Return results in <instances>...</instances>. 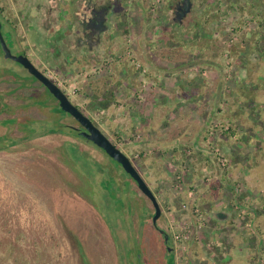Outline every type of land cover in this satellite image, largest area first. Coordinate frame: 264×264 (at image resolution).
<instances>
[{
  "label": "rangeland",
  "instance_id": "obj_1",
  "mask_svg": "<svg viewBox=\"0 0 264 264\" xmlns=\"http://www.w3.org/2000/svg\"><path fill=\"white\" fill-rule=\"evenodd\" d=\"M181 1L123 0L105 34L113 48L103 42L94 57L87 41H79L78 17L66 3L63 32L45 35L26 22L27 0H0L1 31L11 53L24 51L129 157L162 211L154 224L152 202L129 174L95 143L72 137L66 125L31 138L19 125H3L5 117L24 123L45 118L24 105L31 91L41 97L47 92L33 82L6 94L17 84L0 81V264H264V0H195L190 18L175 12ZM155 29L162 37L156 54L180 63V85L189 75H213L196 62L211 56L224 79L223 108L241 110L234 119L225 111L204 119L200 134L211 155L188 144V125L195 124L186 117L180 130L166 129L176 107L161 108V96L166 99L172 86L158 80L174 65L158 66L138 53ZM117 57L126 64L125 77L116 70ZM8 68L31 79L0 45V76ZM165 129L170 142L159 138ZM219 136L222 141L215 140ZM71 141L76 148L65 144ZM217 181L223 183L219 192L210 189ZM220 201L232 202L230 223L221 227L207 216ZM193 208L201 212L199 221ZM183 222L188 239L175 241L171 224ZM156 225L168 228L174 243L169 237L166 245Z\"/></svg>",
  "mask_w": 264,
  "mask_h": 264
},
{
  "label": "crops",
  "instance_id": "obj_2",
  "mask_svg": "<svg viewBox=\"0 0 264 264\" xmlns=\"http://www.w3.org/2000/svg\"><path fill=\"white\" fill-rule=\"evenodd\" d=\"M40 1H42L41 5H39L38 2L35 0H27V2H29L28 9L31 11V13L26 18V22L28 23L30 22L31 24H33L34 25L33 29H35L36 32H41L44 34L50 33V32L55 33V34L63 32L59 27H62L61 24L67 12V11L62 10L63 9L62 5L66 3L65 5L69 6L71 15L74 16L76 14V17H78L76 25L80 26L81 28V30L78 33L79 41L80 42H82L83 40L87 41V44L89 45L90 50H92L91 52H94L93 55L91 56L96 57L98 52L100 51L102 52V50H104V48H101L103 42L105 45L107 44L109 45L108 46L109 49L113 48L112 40L110 41L111 44H109L106 35L107 34L109 35L112 22L114 21V19L119 17V14L121 13L120 8H121V3H123V0H84L82 2L78 0V2L80 3L77 2V4H75V1L73 0H40ZM68 1H71L72 3H67ZM184 1H185V5L183 3ZM206 1L207 0H202L204 4ZM181 2H182L181 5L178 7L177 10H175V12L178 13V16L183 15L182 17L186 16L188 13V17L190 18L191 16L190 12L192 10L191 8L197 2L195 0H182ZM164 8L160 10L161 11L160 15L164 13ZM204 9H205V6H204ZM72 20L73 22H75L74 20H76V18ZM116 23L119 24L118 22ZM87 28H89L88 29L89 32L85 35V30H87ZM108 30L109 32H107ZM16 31H20V30H17V27H16ZM21 31L25 32L23 30ZM124 31L126 30L124 29ZM156 31L157 29H155L152 32L153 36L150 42L151 45L147 43V40H146L145 41L146 44L144 43L145 49L138 48V53L143 59L146 60V62H149L152 64H155V63L159 64L158 66L164 65L163 67H165L167 64L174 65V69H173L174 71L171 72V75L166 76L165 74L163 77L161 76V78H159L158 80V82L162 84L161 80L165 79L166 81H168V84L172 86V88L170 89L172 93L169 92L168 97L167 98L165 97L166 99L162 98L161 96V99H163L162 100L163 102L162 101L159 102V105H161V108L165 110H168L172 106L176 107V111L172 112V117H171V120L173 123H171V125H168L166 129L168 130L173 129L175 131L180 130L181 127H183V125L179 122V120L181 116L186 117L187 121L190 120L191 122H193V124H195L192 127L188 125L187 129H188L189 137L186 138L188 144L193 145V149L196 150L198 154L208 153L209 155H211L210 153L211 150L204 147L206 143L205 142L206 139H204L205 133L200 134V128L202 129L203 127L202 124L206 122L204 119L208 117L209 114H211V116L215 118V116H219V114H221L223 111H225L228 117H231V119H234L236 117L235 114L236 115L239 114L241 110L239 108L230 107V109H232L230 110L231 111L230 113L228 112V108H223V106H226L227 104V102L223 101L224 100L223 91L225 87L224 79H222L221 76H218L219 74L215 72L216 67L218 66L219 63L218 61H215V59L211 58V56L207 58L199 57L196 60V62L201 63V65L203 64L204 67L208 66L207 68L213 70V71L210 70L211 71L210 73L213 72L214 76L210 74L208 78L201 77L200 80H198L199 77H196L195 75H189L187 76V78L184 79L183 85L182 84L180 85L179 81L181 80H179L178 72H176L177 71L176 65H179L180 63L177 62L175 59L172 62L171 58H168V57H163V58H167V59H163L161 55L156 54L157 49L155 48V41L158 42V40L160 39L162 40L161 34L159 32L157 33ZM142 32L144 31L142 30ZM194 33H190V34H192L193 36ZM199 33H202V31L197 32L196 34H199ZM190 34L188 36H190ZM155 37L157 38V40L155 39ZM140 39H142V36L140 37ZM140 39H139L138 45L139 43H142ZM115 55H119V53L115 52ZM154 58H156L155 59L156 61L154 60ZM150 59H153V61L151 60L152 62H150ZM204 62L206 63L204 64ZM124 63L125 62L123 61V58L121 57L116 58L115 64H116V70H118V73H119V77H122L123 75H124L123 77H125V73H126L125 65L126 64ZM233 90L235 89L233 88ZM172 96H173V99L171 98ZM155 103L156 102H154L153 104L155 105ZM166 129L164 130L165 131L164 135L159 137L161 138L162 141L164 140L168 141L169 132ZM219 137H216L215 140L222 141L221 137L220 138ZM226 140H228V138ZM234 140L236 139L234 138ZM236 143L238 144V141ZM223 145L227 146V144L226 145L223 144ZM188 151H190V153L193 152V150L191 151L190 149ZM231 204L232 202L230 201L228 202L220 201L218 203H215V205L212 207V209L209 211V214L207 215L208 219L210 218V221H212V223L214 222V220L217 219L216 222H219L220 227L222 225L226 226L228 223H230L228 218L229 216H231V212H227V211L230 210ZM227 206H228V209H226ZM182 216H184V218L185 217L188 218L189 216L188 211L183 212ZM222 222L224 223L222 224Z\"/></svg>",
  "mask_w": 264,
  "mask_h": 264
},
{
  "label": "water",
  "instance_id": "obj_3",
  "mask_svg": "<svg viewBox=\"0 0 264 264\" xmlns=\"http://www.w3.org/2000/svg\"><path fill=\"white\" fill-rule=\"evenodd\" d=\"M0 45L3 52L13 61L21 64L28 73L33 76L39 83H41L49 93L58 101L59 107L62 111L71 115L78 123L83 127L81 135L87 140L95 143L98 147L103 149L107 155L115 160L123 170L129 174L134 180L138 189L149 198L155 207V213L152 216V222L155 224L157 218L161 214V207L154 195L153 191L147 185L145 180L142 178L140 173L137 171L129 157L120 150L101 130L97 127L88 116H86L75 104H73L66 93L45 73H43L28 57L24 52L19 54H12L8 47L2 31L0 22ZM162 231V230H161ZM163 232V231H162ZM164 239H167L165 235Z\"/></svg>",
  "mask_w": 264,
  "mask_h": 264
},
{
  "label": "trees",
  "instance_id": "obj_4",
  "mask_svg": "<svg viewBox=\"0 0 264 264\" xmlns=\"http://www.w3.org/2000/svg\"><path fill=\"white\" fill-rule=\"evenodd\" d=\"M9 73V74H8ZM31 79L25 78L23 74H19L18 72L11 71L9 68L5 70V74L0 76V81H12L17 84L12 89H9L5 93H14L24 87H29L32 85L33 82H38L33 76H31ZM41 87L44 88V90L47 92V95H42V97L39 95V91H31L28 96H26V104L24 105L27 110L30 109H37L40 112L44 113L45 118L38 119V118H32L28 117L29 121L24 123L19 120V118H16L15 116L12 117H5L2 119L1 123L3 125H12V127H17L19 125V129L25 128L26 131L24 132V137H35V136H42L45 134L53 133L56 131H61V128H59L57 125L59 123V120L65 117V112L61 110V108L57 105V102L55 98L49 93V91L40 84ZM53 97V98H52ZM53 99V100H52ZM52 100V101H51ZM3 103V101L1 102ZM4 105V103L2 104ZM5 106L10 107L8 104H5ZM23 107L22 105L16 106V108ZM3 112L4 109H1ZM67 127V125H66ZM70 154V153H69ZM223 187L222 181H217L214 184L210 186V189L212 191L219 192L220 189Z\"/></svg>",
  "mask_w": 264,
  "mask_h": 264
},
{
  "label": "flooded vegetation",
  "instance_id": "obj_5",
  "mask_svg": "<svg viewBox=\"0 0 264 264\" xmlns=\"http://www.w3.org/2000/svg\"><path fill=\"white\" fill-rule=\"evenodd\" d=\"M24 52V51H23ZM22 53V52H21ZM25 53V52H24ZM39 84H41V83H39ZM44 89V88H43ZM67 95V94H66ZM68 96V95H67ZM69 98V97H68ZM70 99V98H69ZM56 100V102H57V105L59 106V104H58V101H57V99H55ZM70 101L72 102V100L70 99ZM73 103V102H72ZM74 104V103H73ZM76 105V104H75ZM77 106V105H76ZM78 108H79V106H77ZM80 109V108H79ZM81 110V109H80ZM82 111V110H81ZM64 112V111H63ZM83 112V111H82ZM84 113V112H83ZM85 114V113H84ZM68 115L69 114H67L66 112H65V116L66 117H68ZM86 115V114H85ZM69 116H71V115H69ZM86 116H88V115H86ZM72 117V116H71ZM65 118V117H64ZM69 119H70V122H68V123H62V120H63V118L61 119V120H59V123H58V127L60 126H63V125H67V127H69V129H70V134H71V136L72 137H75V139L78 137V138H83V139H85L86 140V138L84 137V136H82L81 135V132H82V130H84L83 129V127L78 123V121L76 122V123H74L73 121H72V119L70 118V117H68ZM73 118V117H72ZM90 118V117H89ZM92 122H93V120L92 119H90ZM94 123V122H93ZM95 124V123H94ZM59 127V128H60ZM98 127V126H97ZM25 131H26V129H25ZM70 144L73 148H76L77 146H76V144L74 143V142H65V144ZM71 154V153H70ZM70 154H69V156H70ZM73 154V153H72ZM65 162V161H64ZM66 163V162H65ZM67 165V164H66ZM69 166V165H68ZM70 168H72L74 171H76V169L74 168V166L73 165H71L70 166ZM77 172V171H76ZM78 173V172H77ZM78 175H80L79 173H78ZM80 178V180H81V177H79ZM101 179H103V178H101ZM86 201V200H85ZM87 202V201H86ZM89 203V202H88ZM152 207V210H153V215H154V213H155V207H154V205L152 204L151 205ZM162 212V211H161ZM160 216H161V214H160ZM159 216V217H160ZM159 218H157V220H158ZM157 222V221H156ZM106 224V223H105ZM107 225V224H106ZM163 228H160L158 225H156V228H157V230L160 232V234H161V239L162 240H164V242H165V244L166 245H168L169 244V237L171 238V235H170V231H169V229L168 228H166V227H164V226H162ZM163 232H162V231ZM165 235H167V239L165 240L164 239V237H165ZM171 240H172V238H171ZM172 242H173V240H172ZM174 243V242H173ZM85 264H91L90 263V261L89 262H87V260H86V262H85Z\"/></svg>",
  "mask_w": 264,
  "mask_h": 264
},
{
  "label": "built area",
  "instance_id": "obj_6",
  "mask_svg": "<svg viewBox=\"0 0 264 264\" xmlns=\"http://www.w3.org/2000/svg\"><path fill=\"white\" fill-rule=\"evenodd\" d=\"M181 208L182 209H188L189 206L186 203H182ZM192 212H193L195 219L197 221H199L200 218L202 217L199 209L193 208ZM199 227H200V223H199ZM171 228H172L171 234H172L173 240L179 241L181 239H185V240L188 239V222H185V223L183 222V224L181 223L179 226H177L175 224H171Z\"/></svg>",
  "mask_w": 264,
  "mask_h": 264
}]
</instances>
